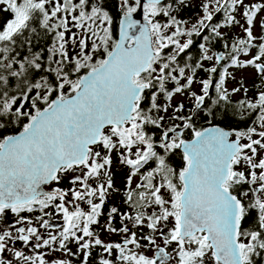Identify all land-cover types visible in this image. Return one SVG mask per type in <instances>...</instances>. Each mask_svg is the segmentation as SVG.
Listing matches in <instances>:
<instances>
[{"label":"snow or ice","instance_id":"obj_1","mask_svg":"<svg viewBox=\"0 0 264 264\" xmlns=\"http://www.w3.org/2000/svg\"><path fill=\"white\" fill-rule=\"evenodd\" d=\"M116 8L0 0V264H264V0Z\"/></svg>","mask_w":264,"mask_h":264},{"label":"flooded vegetation","instance_id":"obj_2","mask_svg":"<svg viewBox=\"0 0 264 264\" xmlns=\"http://www.w3.org/2000/svg\"><path fill=\"white\" fill-rule=\"evenodd\" d=\"M236 98L238 99L239 97H236ZM175 158H177L176 160L179 161V159L181 157H180L179 154H177V156ZM175 161H174V164L177 165V166H180L181 162L179 161V163L177 164ZM116 179H117V184L118 185H122V183H123V174L122 173H118ZM113 204L118 205L121 208V211H124L125 210L124 205H123L120 197L119 196H115V197H113L112 199H110L108 201V205H107V207L104 210L105 213L108 211V208H110ZM103 222H104V218L102 217L101 218V223H103ZM113 223L116 226H119V221L118 220L117 221H114ZM97 232L101 236V238L104 239L105 241H117L118 242V241H120L122 239L121 236H118V235H115V234H109V233H106V232H104V231H102L100 229H97ZM70 246L73 247V250H75V246L74 245H70ZM74 264H79V261L78 260H74Z\"/></svg>","mask_w":264,"mask_h":264},{"label":"rangeland","instance_id":"obj_3","mask_svg":"<svg viewBox=\"0 0 264 264\" xmlns=\"http://www.w3.org/2000/svg\"><path fill=\"white\" fill-rule=\"evenodd\" d=\"M188 16L191 17L192 19L195 18V14H191V15H188ZM239 32H240V29L237 27L236 28V33L238 34ZM201 75H203V73ZM233 75L236 77L237 80L243 78V79H245L247 81L248 84H251V82H252L251 75L248 72L233 70ZM226 86L229 89H231L232 87H235L237 85H236L235 81L230 80Z\"/></svg>","mask_w":264,"mask_h":264},{"label":"trees","instance_id":"obj_4","mask_svg":"<svg viewBox=\"0 0 264 264\" xmlns=\"http://www.w3.org/2000/svg\"><path fill=\"white\" fill-rule=\"evenodd\" d=\"M116 2H117V0H109V3H110V6H111V9H112L113 15H115V16H119V11H118V9L116 8ZM196 11H197L196 8H192V9L186 11V12L184 13V15H185L186 17H189L188 15L195 14ZM115 27H116V26H114V30H115ZM230 34H233V35H234V34H237V33H236V28H234ZM191 54L193 55V57H195L196 54H197V53H196V50H193ZM176 159H177V158H175L174 161H175ZM174 161H173V162H174ZM179 161L181 162V158L179 159ZM179 161L176 160L175 162L178 164Z\"/></svg>","mask_w":264,"mask_h":264},{"label":"water","instance_id":"obj_5","mask_svg":"<svg viewBox=\"0 0 264 264\" xmlns=\"http://www.w3.org/2000/svg\"><path fill=\"white\" fill-rule=\"evenodd\" d=\"M134 19H138L141 21V23H143V16H142V13H137L134 15Z\"/></svg>","mask_w":264,"mask_h":264}]
</instances>
